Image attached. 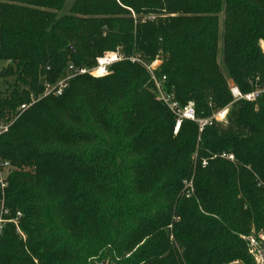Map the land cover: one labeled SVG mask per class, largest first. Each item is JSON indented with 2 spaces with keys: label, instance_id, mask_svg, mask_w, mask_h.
Masks as SVG:
<instances>
[{
  "label": "trees",
  "instance_id": "trees-1",
  "mask_svg": "<svg viewBox=\"0 0 264 264\" xmlns=\"http://www.w3.org/2000/svg\"><path fill=\"white\" fill-rule=\"evenodd\" d=\"M64 2L0 0L1 114L106 50L158 57L156 75L198 118L231 101L229 81L247 92L264 77V0H71L57 15ZM147 86L139 63L117 61L0 135L12 165L1 216L16 218L0 264H254L241 235L264 234V93L232 102L223 126L182 120L173 132Z\"/></svg>",
  "mask_w": 264,
  "mask_h": 264
},
{
  "label": "built area",
  "instance_id": "built-area-1",
  "mask_svg": "<svg viewBox=\"0 0 264 264\" xmlns=\"http://www.w3.org/2000/svg\"><path fill=\"white\" fill-rule=\"evenodd\" d=\"M148 16V19H151ZM259 49L264 56V38L259 40ZM121 60H128L130 62H137L141 64L146 70L149 80L151 82V90L153 91L154 97L157 101L161 102L165 108L173 115L174 125L173 132H176L182 120H190L196 122L198 130L200 131L202 127L206 124H211L212 122H219L225 119L228 105L232 102L242 99L245 101H255L262 93H264V77L260 82L253 84L252 88L247 92H241L237 86L229 85V93L231 96V101L217 111L205 117H196L195 109L191 102L185 104H179V102L174 98L173 92L167 90L164 85L165 77L162 75L158 77L155 73L158 64L157 60L153 59L147 63L142 61V57L138 54L124 55L119 49L113 51L102 53L97 55L93 59V63L90 66H77L68 62L63 69L62 73L54 80L47 81L41 77V92L36 96H30L28 101L21 102L10 113L1 114L0 113V135L7 131L10 124L31 104H33L37 99L45 95H59L62 90L67 86L68 81L81 74H87L92 77H101L109 72V67ZM220 157L228 160H233V156L230 153H221ZM205 162L202 161V165ZM11 163L0 157V191L6 185V177L11 171ZM7 210L4 208L2 201H0V232L2 230L3 223L5 221H12L16 224L15 219H4L1 215L6 213ZM16 216H19V212H16ZM246 244L247 253L253 260L254 264H264V236H255L253 234L241 235Z\"/></svg>",
  "mask_w": 264,
  "mask_h": 264
},
{
  "label": "rangeland",
  "instance_id": "rangeland-1",
  "mask_svg": "<svg viewBox=\"0 0 264 264\" xmlns=\"http://www.w3.org/2000/svg\"><path fill=\"white\" fill-rule=\"evenodd\" d=\"M70 2H71V0H65V2H64V5H63V7H62V9L60 10V11H58L57 12V15H61L62 13H65L66 12V10H67V8H68V6H69V4H70ZM130 14L134 17V15H133V13H132V11L130 12ZM221 14H219V33H220V26H221ZM107 52H110L109 50L107 51H104L103 53H107ZM153 59H156L157 60V64H158V66L160 65V59L158 58V57H154ZM152 59V60H153ZM142 61L143 62H145V63H147V62H149V61H151V60H145V58H142ZM3 65H4V62L3 61H0V70H1V68L3 67ZM141 65V64H140ZM142 66V65H141ZM143 67V66H142ZM144 68V67H143ZM10 81V76H6V77H2L1 75H0V91L2 92V91H4L5 89H6V87H7V83ZM228 84L229 85H232V83L229 81L228 82ZM234 85V84H233ZM147 88L148 89H151V88H149V86H147ZM150 91H152V90H150ZM152 93H153V91H152ZM153 98H154V100H156L155 99V97H154V94H153ZM227 105V104H226ZM225 105V106H226ZM228 107H229V105H228ZM219 108H217V109H214V110H212V112L210 113V114H212L213 112H215V111H217ZM226 119V118H225ZM222 120V121H219V122H217V123H219V125H221V126H223V125H225V123H226V120ZM233 160H234V158H233ZM233 160H229V161H233ZM182 183L184 184V189H185V192L186 193H188V192H191L192 191V184H191V180H183L182 181ZM257 235H259V236H264V234H257ZM101 262H103L104 264H107V262H106V260L105 261H101ZM100 262V263H101Z\"/></svg>",
  "mask_w": 264,
  "mask_h": 264
},
{
  "label": "water",
  "instance_id": "water-1",
  "mask_svg": "<svg viewBox=\"0 0 264 264\" xmlns=\"http://www.w3.org/2000/svg\"><path fill=\"white\" fill-rule=\"evenodd\" d=\"M98 264H104L103 262H101V263H98Z\"/></svg>",
  "mask_w": 264,
  "mask_h": 264
}]
</instances>
